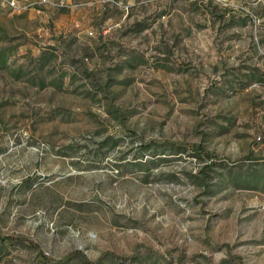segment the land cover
I'll use <instances>...</instances> for the list:
<instances>
[{"label": "rangeland", "instance_id": "1", "mask_svg": "<svg viewBox=\"0 0 264 264\" xmlns=\"http://www.w3.org/2000/svg\"><path fill=\"white\" fill-rule=\"evenodd\" d=\"M63 1L0 0V264H264V0Z\"/></svg>", "mask_w": 264, "mask_h": 264}, {"label": "built area", "instance_id": "2", "mask_svg": "<svg viewBox=\"0 0 264 264\" xmlns=\"http://www.w3.org/2000/svg\"><path fill=\"white\" fill-rule=\"evenodd\" d=\"M6 4L9 6L16 8V9H21L25 8L26 6H31L33 4H36V6H42V5H64L65 1L63 0H35V1H28V2H23L19 0H3Z\"/></svg>", "mask_w": 264, "mask_h": 264}]
</instances>
